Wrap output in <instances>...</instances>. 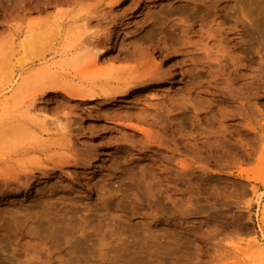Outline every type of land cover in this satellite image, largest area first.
<instances>
[{
	"label": "rangeland",
	"instance_id": "rangeland-1",
	"mask_svg": "<svg viewBox=\"0 0 264 264\" xmlns=\"http://www.w3.org/2000/svg\"><path fill=\"white\" fill-rule=\"evenodd\" d=\"M0 264H264V0H0Z\"/></svg>",
	"mask_w": 264,
	"mask_h": 264
},
{
	"label": "bare ground",
	"instance_id": "bare-ground-1",
	"mask_svg": "<svg viewBox=\"0 0 264 264\" xmlns=\"http://www.w3.org/2000/svg\"><path fill=\"white\" fill-rule=\"evenodd\" d=\"M86 19V18H85ZM84 20V19H83ZM87 21H90L89 19H87ZM86 23V22H85ZM34 28H36L35 26H32L31 27V29H34ZM60 27H59V25H58V29H59ZM36 30V29H35ZM37 30H40V29H37ZM42 31V30H41ZM40 31V32H41ZM43 32V31H42ZM42 32L41 33H39L38 34V39H39V35H41L42 34ZM45 32V31H44ZM46 32H48V31H46ZM50 32V31H49ZM38 33V32H37ZM57 33H59V30H58V32ZM35 34L36 33H34V36H35ZM96 35L98 34L99 35V33H95ZM45 35V34H44ZM44 35H42V36H44ZM51 35V34H50ZM92 35V34H91ZM48 35L46 34L43 38H45V37H47ZM95 35H93L92 37L94 38V39H96L97 38V36L96 37H94ZM41 37V36H40ZM91 37V38H92ZM99 37V36H98ZM36 38V37H35ZM42 38V39H43ZM90 38V39H91ZM103 38V37H102ZM37 38L36 39H34V40H38ZM81 39V38H80ZM93 39V40H94ZM98 39V38H97ZM96 39V42H95V45L97 44V40ZM82 41L84 40L83 38L81 39ZM81 40H80V42H81ZM39 41V40H38ZM41 41V40H40ZM84 42H85V40H84ZM90 42V41H89ZM86 43V42H85ZM85 43H80V44H82V46H84V44ZM94 43V42H93ZM92 43V44H93ZM102 43V42H101ZM86 44H88V43H86ZM92 44H90V45H92ZM98 45L99 44H97V47H98ZM81 46V45H80ZM79 46V47H80ZM93 46V45H92ZM55 47V46H54ZM94 47V46H93ZM93 47H91L90 48V50L92 49V51H93ZM96 47V46H95ZM99 47H100V45H99ZM78 48V47H77ZM83 48H85V47H83ZM96 49V51L98 52L99 51V48H95ZM100 49H102V48H100ZM87 50H89V49H87ZM94 52V54H93V58H94V62L96 63V57H97V52ZM100 52V51H99ZM98 52V53H99ZM102 53H103V51H101ZM81 53H83V52H81ZM71 54H73L72 52H71ZM71 54H70V56H71ZM85 54V53H84ZM100 54V53H99ZM66 57H67V55H66ZM66 57H65V59H66ZM73 58H75V56L74 57H72V58H68V60H70V59H73ZM91 58H92V56H91ZM93 58H92V60H93ZM117 58V57H116ZM124 58V57H123ZM128 58V57H127ZM64 59V60H65ZM119 59V58H118ZM121 59V58H120ZM9 60H10V58H9ZM9 60L7 59L6 61H8L9 62ZM74 60V59H73ZM123 60V59H122ZM127 60V59H126ZM128 60H129V58H128ZM131 60V59H130ZM71 61V60H70ZM103 61V60H102ZM132 61V60H131ZM7 62V63H8ZM65 62H66V60H65ZM94 63V64H95ZM129 63V62H128ZM133 63V62H132ZM98 64V63H97ZM139 64V63H138ZM64 65H65V63H64ZM68 65V64H67ZM66 65V66H67ZM96 65V64H95ZM99 65V64H98ZM142 65V64H141ZM140 65V66H141ZM144 65V64H143ZM51 66V65H50ZM131 66H132V64H131ZM99 67V66H98ZM105 67V66H104ZM104 67H99V68H97L98 70H97V73H96V75L95 76H93V77H91L90 78V80H89V82L87 83V84H85V83H83V84H85V85H81L80 87H78L77 88V90L75 91V92H72V90H69V91H71V92H68V93H70L71 95H80V94H82V95H85L86 97H88L90 100H94V99H97V98H101V97H103V98H106V99H108V98H112L113 99V97L115 98V96H116V94H120V95H125V94H128V93H131L132 91H130V89L136 84V83H140L141 84V82H144V81H146V82H149L150 81V78H152L151 80H153L155 77H154V75H153V77H147V76H145L144 75V73H145V69L143 68V66H142V68H143V71H142V73L143 74H140V73H138V69H133L132 67V69L129 67L128 69H125L124 71H116V72H114L113 70H111V69H108V67L107 68H104ZM125 67V66H124ZM123 67V68H124ZM109 68H111V67H109ZM119 69L120 68H122V67H118ZM137 68H139V67H137ZM142 68L140 69V70H142ZM157 68H158V66H157ZM160 68V67H159ZM96 69V68H95ZM154 69H156V68H154ZM161 69V68H160ZM88 70V69H87ZM90 70V69H89ZM159 69H157V70H152V71H154V74H155V72L156 71H158ZM151 71V72H152ZM159 71H160V73H159ZM158 72H156L157 74H158V76H159V74H163V72H162V70H159ZM162 72V73H161ZM92 73H94V71H91V73L90 74H92ZM156 74V75H157ZM8 75V74H7ZM11 76V75H10ZM82 76V75H81ZM145 76V77H144ZM150 76H152V75H150ZM161 76V75H160ZM160 76H159V78H160ZM83 77H84V75H83ZM84 78H86V77H84ZM149 78V80H147ZM156 78L158 79V77L156 76ZM86 79H89V78H86ZM71 81V80H70ZM84 81H86V80H84ZM74 82V81H73ZM72 82V83H73ZM99 82H103L105 85L103 86L102 85V87L99 89V88H97L95 85L97 84V83H99ZM145 82V83H146ZM78 83V82H77ZM82 83V82H81ZM144 83V84H145ZM67 85H68V83H66ZM63 85V84H62ZM101 85V84H100ZM137 85V84H136ZM78 86V85H77ZM99 86V85H98ZM75 87V86H74ZM65 88V87H64ZM63 87H61V89H64ZM144 88V87H143ZM60 89V90H61ZM65 89H69V88H65ZM187 89V88H186ZM190 89V88H189ZM188 89V90H189ZM46 90V89H45ZM56 90H58V89H56ZM191 90V89H190ZM68 91V90H67ZM187 91V90H186ZM134 92V91H133ZM187 92H189V91H187ZM64 93H65V91H64ZM65 94H67V93H65ZM188 96V95H187ZM185 97H186V95H185V93L181 96V98H183L184 100H185ZM77 98V97H76ZM81 98V97H80ZM83 98V97H82ZM187 98V97H186ZM102 99V98H101ZM105 99V101H107ZM183 99H181V100H183ZM188 99V98H187ZM186 99V100H187ZM191 99V97H189V99L188 100H190ZM112 101V100H111ZM32 104V103H31ZM42 109V108H41ZM40 110V109H39ZM117 114H120L119 112L118 113H114L113 114V118H114V116H115V118L117 117L118 118V115ZM117 115V116H116ZM110 116V115H109ZM121 115H119V117H120ZM38 117V116H37ZM45 117V116H44ZM44 117H42V118H44ZM111 117V118H112ZM110 118V117H109ZM112 118V119H113ZM114 118V119H115ZM116 118V119H117ZM121 118L123 119V117L121 116ZM46 119V118H45ZM45 119H44V121H45ZM51 119V118H50ZM49 119V120H50ZM120 119V118H119ZM37 120V119H36ZM36 120L34 121V122H36ZM40 120L41 119H39L38 120V122H39V124H40ZM57 120V123L55 124V125H57L58 127L60 126L59 124H61V126L63 125L60 121L61 120H59V118L58 119H56ZM59 120V121H58ZM46 121L48 122V120L46 119ZM55 121V120H54ZM54 121H52V123H54ZM37 122V123H38ZM46 122V123H47ZM56 122V121H55ZM121 122V121H120ZM131 122V121H130ZM42 123V122H41ZM44 123V122H43ZM126 123V122H125ZM38 124V125H39ZM45 125V124H44ZM67 125H69V124H67ZM129 125H131V126H133V127H135L136 129L137 128H139L140 126H139V124H136V122H134V123H129ZM56 126V127H57ZM60 126V127H61ZM57 127V128H58ZM145 127V126H144ZM55 128V127H54ZM61 128H63V126L61 127ZM141 128H143L142 126H141ZM65 129H67V128H65ZM49 130H51L50 128H49ZM143 130V133L145 134V138L144 139H148L149 141H151L152 139H153V137H155L153 134H154V132H151V130H149V129H142ZM68 132V131H67ZM153 133V134H152ZM71 140V139H70ZM69 139L67 140L66 139V141H70ZM146 141V140H145ZM65 155V154H64ZM62 156V155H61ZM60 156V157H61ZM67 156H69V155H67ZM72 156V155H71ZM60 157H58V158H60ZM73 157V156H72ZM61 158H63V157H61ZM67 160H68V158H66ZM73 159V158H72ZM70 160H71V158L69 157V162H70ZM75 160V159H74ZM58 161V160H57ZM59 161H60V159H59ZM68 161H67V163H69ZM65 163V162H64ZM41 164H43V166H46L45 165V163H41ZM178 164V163H177ZM180 164L183 166V162H180ZM179 164V165H180ZM184 164L187 166V164L184 162ZM183 167H185V166H183ZM27 169V168H26ZM14 176V175H13ZM16 176H17V174H16ZM18 177V176H17Z\"/></svg>",
	"mask_w": 264,
	"mask_h": 264
}]
</instances>
